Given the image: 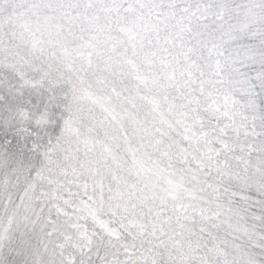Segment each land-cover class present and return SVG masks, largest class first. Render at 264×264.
I'll use <instances>...</instances> for the list:
<instances>
[{"label":"snow or ice","instance_id":"1","mask_svg":"<svg viewBox=\"0 0 264 264\" xmlns=\"http://www.w3.org/2000/svg\"><path fill=\"white\" fill-rule=\"evenodd\" d=\"M0 264H264V0H0Z\"/></svg>","mask_w":264,"mask_h":264}]
</instances>
